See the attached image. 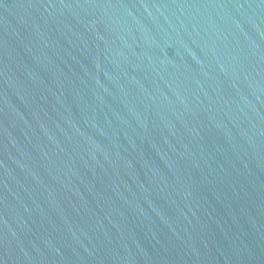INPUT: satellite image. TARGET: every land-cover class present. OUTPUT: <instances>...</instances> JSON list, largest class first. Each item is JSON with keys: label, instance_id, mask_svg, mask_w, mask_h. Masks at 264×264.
<instances>
[{"label": "water", "instance_id": "water-1", "mask_svg": "<svg viewBox=\"0 0 264 264\" xmlns=\"http://www.w3.org/2000/svg\"><path fill=\"white\" fill-rule=\"evenodd\" d=\"M0 264H264V0H0Z\"/></svg>", "mask_w": 264, "mask_h": 264}]
</instances>
